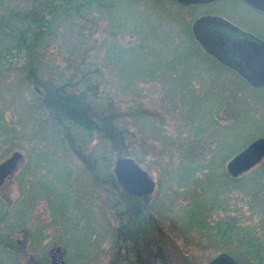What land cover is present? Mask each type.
<instances>
[{
	"label": "rangeland",
	"instance_id": "1",
	"mask_svg": "<svg viewBox=\"0 0 264 264\" xmlns=\"http://www.w3.org/2000/svg\"><path fill=\"white\" fill-rule=\"evenodd\" d=\"M218 8L264 37V14L235 0H0V161L23 154L0 186V264H51L57 246L67 264H200L221 251L264 264V160L237 179L226 170L264 137V88L195 40L193 20ZM11 15L31 25L6 51ZM38 18L48 25L29 49ZM48 82L82 107L53 103ZM124 156L151 194L117 181Z\"/></svg>",
	"mask_w": 264,
	"mask_h": 264
},
{
	"label": "water",
	"instance_id": "2",
	"mask_svg": "<svg viewBox=\"0 0 264 264\" xmlns=\"http://www.w3.org/2000/svg\"><path fill=\"white\" fill-rule=\"evenodd\" d=\"M179 4H206L214 0H176ZM264 11V0H243ZM192 34L199 45L219 62L236 70L251 85L264 84V41L244 31L228 20L217 15H203L193 20ZM234 40V41H233ZM264 157V137L250 142L231 158L226 165L227 172L236 177ZM23 154L15 150L0 161V186L11 176L22 160ZM113 173L123 189L130 195L151 194L155 181L129 156L115 160ZM60 251V248H56ZM62 264L65 262L62 261ZM203 264H237L226 252H221Z\"/></svg>",
	"mask_w": 264,
	"mask_h": 264
},
{
	"label": "trees",
	"instance_id": "3",
	"mask_svg": "<svg viewBox=\"0 0 264 264\" xmlns=\"http://www.w3.org/2000/svg\"><path fill=\"white\" fill-rule=\"evenodd\" d=\"M17 15V14H14ZM11 15L13 18L9 20V22H11V25H6V27H8L11 30L12 36L10 38L9 44H7L8 46H6L5 50L9 51L10 48H18L20 45H22L24 43V38L26 39V35L28 34V29L30 28L31 23L29 22H25L19 18H17L16 16ZM32 23H36L38 24V27L33 30L34 32V36L32 38V43L28 46V48H32L37 46L42 38L41 35L45 34V31L40 32L41 29V25H46L45 27L47 28V23L46 22H40V19L38 18L37 20H34ZM41 24V25H40ZM49 33V32H48ZM7 40V38L2 37V35H0V43H3ZM11 42V43H10ZM46 88L48 89V91L50 92L48 97H50L51 95V101L53 103H55L57 101V103H59V101L62 102L63 107H67L68 109L74 110L76 108V106H78L80 109L82 107L83 104V99H82V95H78V96H72L70 94H68L65 90L58 88L54 82H48L46 84ZM49 103L51 104V102L49 101ZM64 114H66L65 112H61L59 114L60 118L63 119ZM58 116V113H57ZM99 127V126H98Z\"/></svg>",
	"mask_w": 264,
	"mask_h": 264
},
{
	"label": "flooded vegetation",
	"instance_id": "4",
	"mask_svg": "<svg viewBox=\"0 0 264 264\" xmlns=\"http://www.w3.org/2000/svg\"><path fill=\"white\" fill-rule=\"evenodd\" d=\"M177 4H179L176 0H174ZM220 1H222V0H214V1H212V2H210V3H206V4H200V5H207V4H209V5H211V4H214V3H217V2H220ZM235 1H237V2H240V3H242L244 6H246L247 8H249V9H251V10H253V11H256V12H258V13H262V14H264V11H262V10H260V9H257V8H255V7H252V6H250L249 4H247L246 2H244L243 0H235ZM181 5V4H180ZM190 5V4H189ZM193 5H199V4H193ZM186 6H188V5H186ZM203 15H217V16H220V17H222V18H224V19H226V20H228L230 23H232V24H234V25H236L237 27H239L240 29H242V30H244V31H247V32H249V33H251V34H253L254 36H256L259 40H262V41H264V37H262V34H259L260 32H258V31H256L254 28V30L252 29V31L251 30H248V28H246L245 26H243V25H241V24H239V23H237V22H235V21H233V17L231 18V17H229V16H227V15H225V14H223L222 12H221V10H220V8H218V9H216V11H212L211 13L209 12V13H204V14H202V15H200V16H203ZM199 17V16H198ZM254 31V32H253ZM256 32H258V34L256 33ZM234 41V40H233ZM198 43V42H197ZM217 60V59H216ZM218 61V60H217ZM219 62V61H218ZM219 64H220V66L222 67V68H224V69H226V70H231V71H233L237 76H239L240 78H241V80L246 84V85H248L249 87H251V88H253V89H263L264 88V84H262V85H259V86H253V85H251L243 76H241L236 70H234V69H231V68H229V67H227L226 65H224V64H222L221 62H219ZM242 82V83H243ZM261 137H263V136H261ZM257 138H260V137H257ZM256 138V139H257ZM255 140V139H254ZM252 142V141H251ZM246 147V146H245ZM244 147V148H245ZM241 151V150H240ZM239 151V152H240ZM239 152H237V153H239ZM237 153H235L231 158H233ZM230 158V159H231ZM134 159V158H133ZM229 159V160H230ZM135 160V159H134ZM228 160V161H229ZM261 160H264V157H261L260 159H259V161L257 162V163H255L253 166H251L250 168H248L247 170H245V171H243V172H241V173H239L236 177H232L229 173V176H230V178H233V179H237V178H239L241 175H243V174H245L246 172H248V171H250L253 167H255ZM136 161V160H135ZM227 161V162H228ZM137 162V161H136ZM137 164L142 168V169H144L138 162H137ZM227 165V164H226ZM145 170V169H144ZM226 170H227V168H226ZM147 171V170H146ZM148 172V171H147ZM149 174V173H148ZM150 176V175H149ZM154 180V179H153ZM251 190H253V189H251ZM129 196H133V197H138V196H144V195H149V194H144V195H130V194H128ZM139 201H141L140 199H139ZM148 215H149V217H150V219H149V222H147L146 223V226H145V229L143 230V231H141L140 233H144L146 236H148L149 237V240L148 241H146V243H149L150 244V248L152 249L153 248V246L154 245H156V238H155V234H154V220H153V217L151 216V212L149 211L148 212ZM127 240V242H129L130 241V238L129 239H122V242H124V241H126ZM60 248V251H56V248ZM55 248V253L56 254H54V255H50L51 256V264H62V261L63 262H65V260H64V258H63V254H62V249H61V247L60 246H57ZM53 250H51L50 251V253L52 252ZM221 252H226V251H221ZM221 252H219L218 254H220ZM227 253V252H226ZM218 254H216L215 256H217ZM229 254V253H228ZM56 255H58V257H56ZM230 255V254H229ZM215 256H213L212 258H214ZM212 258H210L209 260H211ZM232 258H234V257H232ZM209 260H207V261H205V262H202V263H200V264H203V263H206V262H208ZM234 260L237 262V260L234 258ZM138 262H140V261H138ZM65 264H67L66 262H65ZM237 264H238V262H237Z\"/></svg>",
	"mask_w": 264,
	"mask_h": 264
}]
</instances>
